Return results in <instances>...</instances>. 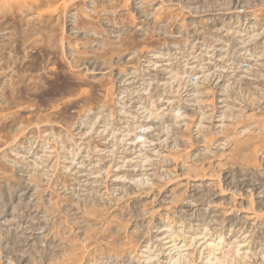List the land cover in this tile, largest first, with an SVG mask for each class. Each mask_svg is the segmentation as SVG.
I'll use <instances>...</instances> for the list:
<instances>
[{
    "label": "rangeland",
    "instance_id": "obj_1",
    "mask_svg": "<svg viewBox=\"0 0 264 264\" xmlns=\"http://www.w3.org/2000/svg\"><path fill=\"white\" fill-rule=\"evenodd\" d=\"M0 264H264V0H0Z\"/></svg>",
    "mask_w": 264,
    "mask_h": 264
}]
</instances>
